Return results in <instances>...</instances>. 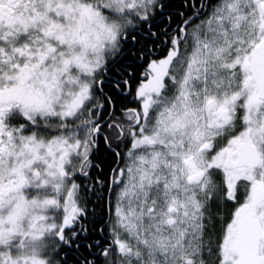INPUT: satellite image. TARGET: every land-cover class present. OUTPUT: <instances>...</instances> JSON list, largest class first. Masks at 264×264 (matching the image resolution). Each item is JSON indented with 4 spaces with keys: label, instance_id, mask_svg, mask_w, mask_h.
<instances>
[{
    "label": "snow or ice",
    "instance_id": "obj_1",
    "mask_svg": "<svg viewBox=\"0 0 264 264\" xmlns=\"http://www.w3.org/2000/svg\"><path fill=\"white\" fill-rule=\"evenodd\" d=\"M0 264H264V0H0Z\"/></svg>",
    "mask_w": 264,
    "mask_h": 264
}]
</instances>
